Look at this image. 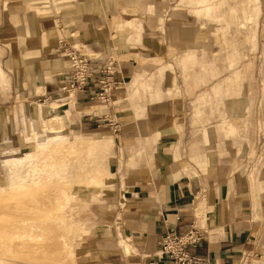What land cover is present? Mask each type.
Masks as SVG:
<instances>
[{"label": "crops", "instance_id": "0c3cea01", "mask_svg": "<svg viewBox=\"0 0 264 264\" xmlns=\"http://www.w3.org/2000/svg\"><path fill=\"white\" fill-rule=\"evenodd\" d=\"M195 4L0 0V74L9 81L6 87L0 82V148L20 146L26 117L53 113L62 117L64 131L106 129L115 143L112 170L109 146L93 176L106 187L90 195L105 223L99 228L85 219L88 235L99 230L82 241L80 233L74 264H149L159 260L155 253L166 233L194 223L208 232L190 252L210 264H242L247 253L264 254V0L257 24L252 8L241 14L250 19L244 27L227 13L223 30L210 20V0ZM223 5L228 12L245 10L244 4ZM212 32L222 34L228 52L214 48ZM63 37L118 60L113 98L122 102L112 115L118 130L102 126L103 112L94 110L87 92L67 111L38 102L71 73L59 47ZM12 251L0 247V264H26Z\"/></svg>", "mask_w": 264, "mask_h": 264}, {"label": "bare ground", "instance_id": "6f19581e", "mask_svg": "<svg viewBox=\"0 0 264 264\" xmlns=\"http://www.w3.org/2000/svg\"><path fill=\"white\" fill-rule=\"evenodd\" d=\"M254 1L259 10V0ZM246 4L247 0L243 7ZM42 6H39L40 10ZM41 13L39 11V15ZM237 13L235 8L231 9V17ZM36 120H32L25 135L30 149L24 159L18 158L20 164L28 160L26 176L20 178L18 173V181L8 189L0 190V234L7 237L3 239L0 235V247L8 246L13 250V258H21L26 264L43 262V252L46 253V264H71L72 245L66 239L63 225L75 199V189L89 177V159L83 152H91L94 161L99 163L101 157L105 158V147L90 150V147L86 148V140L80 137L49 135L45 128L62 126L56 115L48 118L45 124ZM39 123L42 124L40 128ZM102 173L107 178L106 168ZM20 243L27 248H20Z\"/></svg>", "mask_w": 264, "mask_h": 264}, {"label": "rangeland", "instance_id": "374dc122", "mask_svg": "<svg viewBox=\"0 0 264 264\" xmlns=\"http://www.w3.org/2000/svg\"><path fill=\"white\" fill-rule=\"evenodd\" d=\"M172 1L177 2L178 0H172ZM181 1L184 2V0H179V2H181ZM187 1L189 3L195 2L196 3L195 7H197L200 4V3L199 4H197V3L202 2L203 0H187ZM245 2H246V0H210V3L212 5L211 12H210V20H212V22H214L213 23L214 27L216 26L217 29L223 30L224 28H222V27H225V26H222V25L224 24V20L226 22V19L228 18L227 13L230 14V12H231V11L228 12V10H224L225 6L223 4H227V5L229 4L231 6L233 4H244ZM60 4H62V2H60ZM33 5H34V2H33ZM255 6H256V3L254 0H247V4L244 6V9H245L244 12L238 11V13L235 14L236 16L234 15L232 17L230 14L229 19L239 20L238 24H241V26L244 27L245 21H250V19L246 18L244 16H241V14L249 13V12H251L250 10L252 8H254V22H255L254 25H255L258 23L259 16L261 13V7H259V10H256ZM178 7H181V6H178ZM187 7H189V6H187ZM190 7H193V6L191 5ZM40 12H42L41 14L43 15L44 11L40 10ZM197 13H199V14H196V15H200V16L202 14V12H197ZM222 17H223V19L220 21V18H222ZM233 21H230V22H233ZM116 23H118V22H115V24ZM115 28H116V32L118 31V29L121 30L120 28H117V27H115ZM116 32H115V34H116ZM129 33H131V32H129ZM212 35H214V38L216 37V42L214 44L215 45L214 48H216L218 50H220V48H222L223 50H226L228 52V50L230 48H228V50H227L223 41H221L220 35H222V34L221 33H215L214 34V32H212ZM228 38H230L229 35H228ZM241 38H243V37L241 36ZM254 41H255V37H254ZM256 48H257V41H255V43H254V52L256 51ZM88 50L93 51L95 49L93 48V49H88ZM96 50H99V49H96ZM199 63L203 64L204 62L202 60H200L199 62H197V64H199ZM0 82H2L3 84L7 83V84L3 85L4 87L8 86L9 81H8V77L6 74H2V73L0 74ZM46 95H48V94H41L40 98L38 99V102H40L43 105V107L45 106V107H48L51 110L55 111L56 108L55 109L51 108L48 106V104H44L43 102H41L42 98H44ZM7 99H8V96L5 95L3 97V100H7ZM79 99H80V97H79ZM113 101H115V102H113ZM113 101L111 102L112 104H110L109 106L107 104H103V103L96 101V105H97L96 108L97 109H94V110L95 111L100 110L103 112L102 114L99 115V118H100L99 120L100 121L102 120V122H104V124L102 126H108L112 130H118L119 127H117V129H114L113 128L114 126L112 127L111 124L106 119V117L113 119L112 115H113L114 111L118 110L120 108L122 101L120 99H116V98H113ZM78 103H79V101H78ZM78 103H76V104H78ZM63 109H65L67 111L69 109V106H66ZM93 111L91 110L89 113H93ZM54 115H56V117L58 119H60L62 126L60 128H54V129L45 128L49 135H51V134L63 135L65 137L71 138V139L76 138V137H80L83 140H86V144H87L86 148L90 147V150H91V148H94V147L98 148V146L105 147V148H108L110 146L108 151L110 154V166H111V170H112V164L114 162L115 143H114L113 138L110 137V135H106L108 133V132H106V129H104L102 132L96 131V132H99L98 134H88V132H82L83 134H81V132L79 134H74L75 132L64 131L63 130L64 123H63L62 117L59 114H54V113H53V115L48 116L47 118H43V116L37 115V117H38L37 120L39 122H43L45 124L47 119L53 117ZM32 120L33 119H30L28 117H26L24 119V121H26L25 130L20 131V133L18 134V136H19L18 140L22 137V138H24L23 139L24 141L20 142V146L16 150L6 149L5 147L0 148V190L8 189V187L13 185V182L18 181L17 180V174L18 173L21 174L20 178H23L26 176V172L29 169L28 168V162H27L28 160H24V163L20 164L18 162V158L24 159V157L26 156V152L30 149L29 142L27 141L25 135L27 134V127L31 124ZM115 122L118 123V126H119V122H117V121H115ZM38 126L40 128L42 126V124L39 123ZM37 129H38V127H37ZM49 132H51V133H49ZM97 135L104 136V137H110L112 140V143H111V140L110 141H107V140L106 141H102V140L98 141V140L92 138V137L97 136ZM100 141H102V142H100ZM260 142L264 143V133L261 134ZM3 143L5 144V142H3ZM105 151H107V150L105 149ZM83 153H84V155H88V159L90 161V162L88 161V164H87L88 169H89V173H88L89 177L85 178L83 180L82 185L75 189V199L73 200V202L71 203V205L69 207V213H68V216L66 217V220L64 221V225H63L64 233L66 234V237H67L66 239L72 245L71 246L72 250L69 252V257L70 256L73 257V259L71 260V264H74V262H75V248L78 245L80 233L82 231L84 232L83 237L81 238V241L83 238H91L90 235L96 234L95 231L97 229H95L94 232H92L91 234L88 235L89 229H90V222L85 221V219L91 218L92 220L96 221L95 224L97 227L99 226V228L102 227V226H100L101 224L105 223L104 218L101 219V217H99L97 215V213L93 210V207L91 205V203H92L91 199L92 198H90V195L93 192H97V190L99 188H105L106 182L100 186H98L96 183L93 182L92 177L97 172V166H96L97 162L94 161V155L91 154V152L89 153L87 151V153L86 152H83ZM100 162H105V158L100 159ZM2 233H3V231H2ZM0 235L3 239H7V237L4 234L3 235L0 234ZM18 246L20 248H24V249L27 248V246L24 245L23 243L18 244ZM6 248L9 249L8 246H6ZM45 255H46V253L43 252L44 257H45ZM15 259H18L20 262L25 263L23 261V259H21V258H15ZM246 261L247 262H245V264H264V254H260V256H257L254 258L251 257V258L247 259ZM38 263L43 264V262H37L36 264H38ZM44 264H46V263H44Z\"/></svg>", "mask_w": 264, "mask_h": 264}, {"label": "built area", "instance_id": "2783aa9c", "mask_svg": "<svg viewBox=\"0 0 264 264\" xmlns=\"http://www.w3.org/2000/svg\"><path fill=\"white\" fill-rule=\"evenodd\" d=\"M59 46L66 53L72 70L59 90L46 95L41 102L54 109L70 107L71 103H78L81 93L87 92L89 100L108 106L112 104L113 91L120 83L116 78L117 73L121 72L118 60L96 49L87 51L84 44L70 42L66 37L59 40ZM106 119L117 129L118 123L111 118ZM207 232L208 230L198 223H194L182 233L168 232L161 238L155 255L159 260H167L168 264H210V258L190 252L191 247H197L205 240ZM257 256L260 254H245L242 264ZM159 260L154 258L149 264H160Z\"/></svg>", "mask_w": 264, "mask_h": 264}]
</instances>
